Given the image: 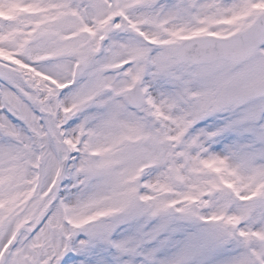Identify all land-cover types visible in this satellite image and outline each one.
Listing matches in <instances>:
<instances>
[{"label": "snow or ice", "instance_id": "1", "mask_svg": "<svg viewBox=\"0 0 264 264\" xmlns=\"http://www.w3.org/2000/svg\"><path fill=\"white\" fill-rule=\"evenodd\" d=\"M0 264H264V0H0Z\"/></svg>", "mask_w": 264, "mask_h": 264}]
</instances>
